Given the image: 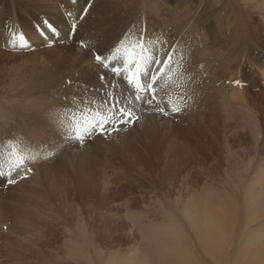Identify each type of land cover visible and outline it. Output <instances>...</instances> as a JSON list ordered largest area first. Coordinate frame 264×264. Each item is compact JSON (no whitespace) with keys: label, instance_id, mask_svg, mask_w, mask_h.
Returning a JSON list of instances; mask_svg holds the SVG:
<instances>
[{"label":"rangeland","instance_id":"rangeland-1","mask_svg":"<svg viewBox=\"0 0 264 264\" xmlns=\"http://www.w3.org/2000/svg\"><path fill=\"white\" fill-rule=\"evenodd\" d=\"M45 21L59 32H45L46 42ZM236 29L245 33L227 42ZM21 33L29 48L14 46ZM140 33L182 57L170 92L187 98L183 111L138 113L118 133L63 143L61 121L101 99L95 55ZM263 73L264 16L244 0H0V168L14 146L38 157L16 184L0 180V264H264L255 247L242 253L264 248V219L245 224L264 207L257 128L245 118L247 109L252 121L264 119ZM81 182L89 192L78 200ZM190 194L187 220L179 213ZM179 198L182 207L170 209Z\"/></svg>","mask_w":264,"mask_h":264},{"label":"snow or ice","instance_id":"snow-or-ice-1","mask_svg":"<svg viewBox=\"0 0 264 264\" xmlns=\"http://www.w3.org/2000/svg\"><path fill=\"white\" fill-rule=\"evenodd\" d=\"M67 16L75 20L72 12L69 11ZM45 24L52 34L59 36L56 28L47 21ZM70 27L71 34H75L77 24L74 22ZM40 35H45L44 30L40 31ZM13 36L15 37V34ZM51 43L50 41L49 45ZM166 44V41L159 39H145L143 33H140L126 35L107 55L96 54L94 58L104 70L100 75L103 85L101 99L98 104L92 103L78 108V115L73 113L70 119L61 121L65 136L63 143L75 142L83 145L87 138L98 132L109 136L111 133H118L122 130L121 125L129 127L141 120L142 116L138 113L153 112L169 116L182 112L187 98L180 95L177 102L170 92L171 88L182 81V57L178 59L176 47L168 48ZM14 46L21 49L30 47L22 33L18 43L14 41ZM81 47H86L83 41ZM236 84L243 86L239 80ZM122 85H126L123 90ZM81 102L84 103L83 100ZM37 158L34 154L20 153L14 146L7 170L0 168V180L6 185L16 184L17 178H25L21 175L22 170L31 171L28 162Z\"/></svg>","mask_w":264,"mask_h":264},{"label":"bare ground","instance_id":"bare-ground-1","mask_svg":"<svg viewBox=\"0 0 264 264\" xmlns=\"http://www.w3.org/2000/svg\"><path fill=\"white\" fill-rule=\"evenodd\" d=\"M229 0H227V2H228ZM245 2H246V4L248 5V6H250V9H251V11H253V12H255L256 11V13H260L261 15H263L264 16V0H244ZM218 2H219V4L221 3V0H218ZM220 8H219V11H224V12H226L227 10H226V8H223L222 6H219ZM42 30H44V32H48V29L46 28V27H43L42 28ZM245 33V31H241L240 29H239V31H238V29H236V31L234 32V34H233V36L230 38V39H228V38H226L227 39V42H230V43H233V42H235V41H237L236 43H238V41L240 40V38L243 36V34ZM45 37H43V40L46 42L48 39H49V37H51V36H49V33L48 34H45L44 35ZM198 36H200L201 38H203V36H201V34H197V38H198ZM225 39V38H224ZM236 43L234 44V46L236 45ZM258 61V60H257ZM262 78H264V73H263V75H262ZM263 81H264V79H263ZM243 114H245V112H243ZM245 118H246V120H248L249 122H250V124H251V126H255L256 128V135H257V141H258V144H259V156H260V160H261V164H260V178L257 180V184H258V186H259V190H260V193L261 194H263L264 195V119H262L261 121H252V118H251V116H250V113L248 112V110L246 109V115H245ZM232 120H233V122H234V125H235V118L233 117L232 118ZM41 122V121H40ZM43 122H47V120H45V118H44V120H43ZM42 125H44V123H42ZM260 126V127H259ZM39 127H41V126H39ZM45 129H49V128H51V126H43ZM44 131H46V130H44ZM200 147V146H199ZM173 151V150H172ZM174 155V154H173ZM172 167H174V166H172ZM178 168V167H177ZM75 177V176H74ZM77 181H79L80 179H82V178H80L79 176H77L76 178H75ZM54 182H55V184H56V186L57 187H60V185L62 184V183H60V182H58L56 179H54ZM72 183H75V182H73L72 181ZM81 184V186H79V185H76V184H74V186L77 188L76 190H77V192H78V200H82V199H84V197H85V194L87 193V192H89L88 190H87V188H85L84 187V184H83V182H81L80 183ZM63 185V184H62ZM65 185H67V184H65ZM65 185H63L62 187H63V189H66V186ZM207 188V187H206ZM251 189V188H250ZM206 190H208V189H206ZM203 192V191H202ZM206 193H207V191H206ZM212 193V192H211ZM257 193H259V191H257ZM213 194V193H212ZM191 195V194H190ZM194 194H192L191 196H193ZM204 195V194H203ZM258 195H260V194H258ZM208 195H206V197H207ZM180 197V196H179ZM192 199H190V201H187L186 203L184 202L183 204V206H184V208L182 209V211H181V213H179V214H182L187 220L188 219H191V216H190V218H189V213H188V211H187V209H189L188 207L189 206H191V208H194L195 206H196V202L195 201H193L194 200V196L193 197H191ZM198 198V197H197ZM209 198V197H208ZM263 198V197H262ZM197 200V199H196ZM200 200V199H199ZM202 200V199H201ZM38 201H39V199H38ZM183 201H186V200H183ZM230 202V201H229ZM198 203V202H197ZM211 203V202H210ZM263 203H264V198H263ZM202 204V203H201ZM182 205V202H181V200H180V198L178 199V200H176V201H174L173 202V204H172V206L171 207H169L170 209H174V211L177 209V208H180V206ZM210 205V204H209ZM204 205H202V207H203ZM263 206H264V204H263ZM182 207V206H181ZM206 207V206H205ZM208 209H209V207H207ZM205 209V210H208V209ZM169 209V210H170ZM195 209H197V208H195ZM199 209H201V208H199ZM222 209V208H221ZM220 209V210H221ZM233 209H234V206H233ZM190 210V209H189ZM193 210L194 209H192V212H193ZM223 210V209H222ZM204 211V210H203ZM209 211V210H208ZM237 211V210H236ZM196 212V211H195ZM199 212V211H198ZM197 212V213H198ZM201 212H202V209H201ZM222 212H224V211H221L220 213L222 214ZM234 212V211H233ZM214 213V212H213ZM226 213V212H225ZM237 213H239L238 211H237ZM195 214V213H194ZM200 215H201V213H199ZM234 214V213H233ZM192 215V214H191ZM220 215V214H219ZM228 215V214H227ZM238 215V214H237ZM156 216V215H155ZM203 216H205V214L203 215ZM202 216V217H203ZM207 216V215H206ZM214 216H215V214H214ZM221 216V215H220ZM180 217V216H179ZM183 217V218H184ZM193 217H194V215H193ZM222 217H223V215H222ZM249 217V216H248ZM68 219H69V217H67ZM198 218V217H197ZM68 219H67V221H68ZM177 219V218H176ZM185 219V220H186ZM199 219H201V218H199ZM215 219H216V216H215ZM227 219V218H226ZM233 219H234V217H233ZM232 219V220H233ZM264 219V207H263V209H262V211H261V213L260 214H257V217H255L254 219L253 218H248L247 219V221H246V225H248V224H251V223H254V222H260V221H262ZM192 220V219H191ZM204 220V219H203ZM208 219H206L205 220V222L207 221ZM151 221H154V219H151ZM197 220H194V221H192L193 222V224L196 222ZM212 221V220H211ZM228 221H230V220H228ZM157 222V221H156ZM213 222V221H212ZM233 222V221H232ZM238 222V221H237ZM191 223V222H190ZM201 223L203 224L204 222H202V220H201ZM201 223H200V226H201ZM208 223H210V221L208 222ZM220 223V222H219ZM231 223V222H230ZM198 224H199V222H198ZM215 224V223H214ZM214 224H212V225H214ZM243 224V223H242ZM227 225V224H226ZM235 225H237V224H235ZM183 226V225H182ZM204 226V225H203ZM210 226V225H209ZM215 226V225H214ZM219 226V225H218ZM217 226V227H218ZM206 227V226H205ZM242 227H244V225L242 226ZM249 227V226H248ZM195 228V227H194ZM201 228H202V226H201ZM208 228V227H207ZM211 228V227H210ZM214 228V227H213ZM218 228H220V227H218ZM218 228H216V229H218ZM227 228V227H226ZM228 228H229V226H228ZM227 228V229H228ZM232 228V227H231ZM231 228L229 229V230H231ZM245 229H246V227H244ZM244 228H243V230H240V232H239V234H240V236L242 235V233L244 232ZM163 229V228H162ZM233 230H234V228H232ZM242 229V228H241ZM161 230V229H160ZM207 230V229H206ZM222 230V229H221ZM228 230V231H229ZM232 230V231H233ZM168 231V230H167ZM214 231V230H213ZM216 231H219V230H216ZM153 232V231H152ZM184 232V231H183ZM195 232V231H194ZM193 232V233H194ZM199 232H201V231H198V233ZM207 232V231H206ZM206 232H204V234L206 233ZM210 233V232H209ZM225 234V233H224ZM232 234V233H231ZM234 234V233H233ZM193 235V234H192ZM199 235V234H198ZM220 235V234H219ZM230 235V234H229ZM195 236H197V233H196V235ZM205 236V235H204ZM210 236V235H209ZM213 236H214V234H213ZM212 236V237H213ZM217 236H218V234H217ZM240 236H238V237H236L237 239L240 237ZM184 237V236H183ZM198 237V236H197ZM211 237V238H212ZM215 237H216V235L214 236V239H215ZM235 237V236H234ZM233 237V238H234ZM91 238V237H90ZM89 238V242H88V245H89V247L91 248V250H92V256L93 257H99V256H101L102 254L97 250V248H96V246L94 245V242H92V239H90ZM185 238V237H184ZM187 238V237H186ZM205 238V237H204ZM208 238V237H207ZM217 238V237H216ZM229 238H230V236H229ZM235 238V239H236ZM150 239V238H149ZM154 239V238H153ZM165 239V238H164ZM200 239V238H199ZM210 239V238H209ZM213 239V238H212ZM218 239V238H217ZM217 239H215V240H217ZM223 239H224V237H223ZM222 239V240H223ZM79 240V239H78ZM187 240V239H186ZM186 240H185V242H186ZM195 240V239H194ZM211 240V239H210ZM152 241H154V240H152ZM156 241V240H155ZM196 241V240H195ZM197 241H198V239H197ZM200 242H201V240H199ZM203 241V240H202ZM205 241V240H204ZM203 241V242H204ZM235 241V240H234ZM226 242V241H225ZM225 242H224V244H225ZM159 243V242H158ZM207 243V242H206ZM164 244V243H163ZM186 244V243H185ZM189 244V243H188ZM192 244V243H191ZM219 244H221V243H219ZM150 245V244H149ZM223 245V244H222ZM260 245L261 244H259L258 246L257 245H254V244H250L249 246H247V245H245L244 246V248H243V250H242V253H246L245 255H250V253H253V249H252V247H255L256 248V250L255 251H257V253H258V257H257V262H264V248H263V246H262V248H259L260 247ZM87 246V245H86ZM181 246V245H180ZM224 246H227L226 244L224 245ZM35 247H37L38 248V246H37V244H35ZM149 247V246H148ZM183 247V246H182ZM203 247H204V251L206 250L205 249V246L203 245ZM211 248V247H210ZM24 249V248H23ZM183 249V248H182ZM188 249V248H187ZM202 249V248H201ZM200 249V250H201ZM209 249V248H208ZM76 250V249H75ZM212 250V249H211ZM74 251V250H73ZM78 251H80V250H78ZM160 251V250H159ZM182 251V250H181ZM216 251V250H215ZM223 251V250H222ZM226 251V250H225ZM83 252V251H82ZM202 252V251H201ZM213 252V251H212ZM211 252V253H212ZM218 252H220V251H218ZM217 251L215 252V253H218ZM21 253V252H20ZM18 254V255H16V258L17 259H19V258H22V259H19V260H26V257H27V254H26V256H24V254ZM84 253V252H83ZM164 253V252H163ZM166 253V252H165ZM164 253V254H165ZM206 253V252H205ZM167 254V253H166ZM181 254V253H180ZM213 254V253H212ZM219 254V253H218ZM151 255V254H150ZM154 255H156V253L154 254ZM182 255V254H181ZM186 255V254H185ZM214 255H216V254H214ZM242 255V254H241ZM24 256V257H23ZM199 256V255H198ZM157 257V256H156ZM171 257V256H170ZM178 257V256H177ZM179 257H180V255H179ZM178 257V258H179ZM186 257V256H185ZM189 257V256H188ZM210 257V256H209ZM216 257V256H215ZM218 257H219V255H218ZM242 257V256H241ZM195 258V257H194ZM103 259V258H102ZM163 259V258H162ZM196 259V258H195ZM214 260H215V258H213ZM126 260H127V258H126ZM91 261V262H90ZM90 261H86V263L87 264H99V261L101 262V258H97V260L95 261H93V260H90ZM177 261V260H176ZM180 261V260H179ZM190 261V260H189ZM170 262V261H169ZM175 262V261H174ZM187 262V261H186ZM240 262V261H239ZM110 264V263H109ZM120 264V263H119ZM124 264V263H123ZM132 264V263H131ZM172 264V263H171ZM193 264V263H192ZM239 264V263H238Z\"/></svg>","mask_w":264,"mask_h":264}]
</instances>
